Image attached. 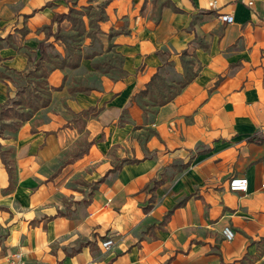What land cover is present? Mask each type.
<instances>
[{
	"label": "crops",
	"instance_id": "1",
	"mask_svg": "<svg viewBox=\"0 0 264 264\" xmlns=\"http://www.w3.org/2000/svg\"><path fill=\"white\" fill-rule=\"evenodd\" d=\"M74 1L0 0L1 114L24 105ZM107 11L124 73L70 92L51 68L49 102L0 123V264L16 251L25 264H264V0ZM158 77L179 86L154 101Z\"/></svg>",
	"mask_w": 264,
	"mask_h": 264
},
{
	"label": "rangeland",
	"instance_id": "2",
	"mask_svg": "<svg viewBox=\"0 0 264 264\" xmlns=\"http://www.w3.org/2000/svg\"><path fill=\"white\" fill-rule=\"evenodd\" d=\"M119 30L120 28L111 22L107 11V0L74 1L71 6V18L65 21L56 33H53L54 38L49 44L48 55L43 60L35 58L38 59V62L36 61L38 66L33 73L29 74L28 78L31 82L27 84V90L20 95L23 98V104L29 105L33 99L39 102L49 96L50 87L46 76L54 67L66 69V78L71 76L67 83L70 92L90 91L103 74L113 78L122 75L124 57L115 42V36ZM3 72L10 75L19 85L26 83L24 73H17L10 69ZM154 83V86L159 87L156 91V88L151 86V98L154 101L164 100L166 95H171L179 86L176 83L171 84L165 77L156 78ZM155 91L159 92V96L153 95ZM52 93L53 90H51ZM24 105H16L18 107L16 109L20 110L24 108ZM14 109L11 112L4 111L0 115V123H3L5 127L8 116H14L13 119H15Z\"/></svg>",
	"mask_w": 264,
	"mask_h": 264
},
{
	"label": "built area",
	"instance_id": "3",
	"mask_svg": "<svg viewBox=\"0 0 264 264\" xmlns=\"http://www.w3.org/2000/svg\"><path fill=\"white\" fill-rule=\"evenodd\" d=\"M220 18L226 22L234 21L233 13H223L220 15ZM249 187V179L246 176H234L230 179V189L232 191H247ZM223 234L225 238L229 241L234 239L235 233L230 226H226L223 229ZM115 244V240L112 237H106L102 240V247L105 249H109L113 247ZM8 264H25L23 253L20 251L13 252L9 259Z\"/></svg>",
	"mask_w": 264,
	"mask_h": 264
},
{
	"label": "trees",
	"instance_id": "4",
	"mask_svg": "<svg viewBox=\"0 0 264 264\" xmlns=\"http://www.w3.org/2000/svg\"><path fill=\"white\" fill-rule=\"evenodd\" d=\"M17 104H22L21 101H15ZM49 102V96L47 98H43L41 99V101L37 102L35 99H33L30 104H25L24 106H28L29 109L28 110H19V109H14L15 112L14 114L19 118V121L27 119L31 116V111H33L34 109L42 106V105H46ZM9 110V107L6 109Z\"/></svg>",
	"mask_w": 264,
	"mask_h": 264
}]
</instances>
